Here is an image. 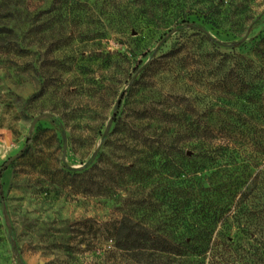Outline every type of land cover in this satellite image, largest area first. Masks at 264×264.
Returning a JSON list of instances; mask_svg holds the SVG:
<instances>
[{
  "label": "rangeland",
  "instance_id": "1",
  "mask_svg": "<svg viewBox=\"0 0 264 264\" xmlns=\"http://www.w3.org/2000/svg\"><path fill=\"white\" fill-rule=\"evenodd\" d=\"M247 60L264 68V0H0V264H129L75 233L124 218L185 247L159 264H264V156L202 168L182 144L200 122L244 120L242 86L217 81ZM225 164L244 231L203 254L198 180Z\"/></svg>",
  "mask_w": 264,
  "mask_h": 264
},
{
  "label": "trees",
  "instance_id": "2",
  "mask_svg": "<svg viewBox=\"0 0 264 264\" xmlns=\"http://www.w3.org/2000/svg\"><path fill=\"white\" fill-rule=\"evenodd\" d=\"M241 30L245 29L240 28L239 31ZM227 64L229 61H219L215 69L216 74L229 69ZM239 66L234 63L233 69L229 70L232 77L219 79L217 88L221 89L220 92L227 90L229 78L234 80L233 83L235 88H238V92L239 87L242 86L245 92L244 120L236 123L228 121L222 123L200 122L191 129V136L182 140L186 150L201 152V155L206 158L202 168L210 164L214 166L216 161L230 158L233 154L241 156L249 145L256 147L257 151L264 156V68H259L253 61L247 60L244 61V73L241 75L238 70ZM208 113L212 114V111L210 110ZM216 113L228 114V111L223 109L222 111L217 110ZM169 148L181 152L178 144L172 143ZM238 174L243 177V173ZM236 179L234 178V180ZM254 179L264 185V169L263 172H258ZM232 181L233 174H229L226 164L217 166L213 173L198 180L199 193L202 196V209L207 208L210 213L208 223L203 228L204 232L198 238L200 253L205 254L210 245H215L214 242L211 243L213 235L231 244L229 237L231 224H237V227L241 228L240 231H244L243 222L247 218V210L244 205L247 197L246 188L242 183H232ZM101 188L104 193L114 190L113 185L107 184ZM236 199L237 204L233 205ZM75 227H80L75 230V233L80 232V236H85V239L88 237L92 241L99 234L104 241L112 243L104 251V254L113 262L119 254L129 264H159L160 260L167 256L181 258L186 255L184 246L154 235L144 226L128 218L104 225H98L93 220L87 219L77 223ZM86 242V249L89 250L91 248L90 241ZM188 243V240L184 242L185 246L189 248L192 245ZM229 243L227 247L230 246ZM81 244H84V241H81ZM17 260L22 264L20 257H17Z\"/></svg>",
  "mask_w": 264,
  "mask_h": 264
},
{
  "label": "water",
  "instance_id": "3",
  "mask_svg": "<svg viewBox=\"0 0 264 264\" xmlns=\"http://www.w3.org/2000/svg\"><path fill=\"white\" fill-rule=\"evenodd\" d=\"M40 118H37L35 121H34V123L35 122H37V120H39ZM108 128V127H107ZM14 160V158L13 159H11L8 163H10L11 161H13Z\"/></svg>",
  "mask_w": 264,
  "mask_h": 264
}]
</instances>
